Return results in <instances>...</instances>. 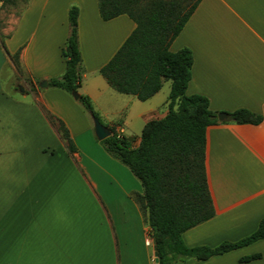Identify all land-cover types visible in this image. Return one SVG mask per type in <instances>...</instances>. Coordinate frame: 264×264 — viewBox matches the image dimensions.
I'll use <instances>...</instances> for the list:
<instances>
[{
    "label": "crops",
    "instance_id": "crops-1",
    "mask_svg": "<svg viewBox=\"0 0 264 264\" xmlns=\"http://www.w3.org/2000/svg\"><path fill=\"white\" fill-rule=\"evenodd\" d=\"M74 5L79 8L85 70L78 93L90 100L97 115L104 99L121 106L117 118L101 112L108 122L99 118L101 123L126 137L132 117L145 125L168 113L169 94L157 100L159 92L144 102L148 107L137 111L136 97H115L104 78L101 86L90 79L101 75L135 30L128 16L103 21L97 0H30L5 45L10 55L22 48L21 59L35 91L30 88L21 98L8 94L2 75L9 59L0 48V264H155L150 229L135 198L143 187L108 157L121 171L113 176L103 170L116 184L109 222L84 224L82 170L90 168L83 167L79 138L91 136L92 127L77 100L58 89L40 88L42 81L65 72L62 50ZM183 48L193 54L187 95L207 97L215 113L245 109L263 117L259 125L220 123L207 130L206 165L216 215L182 238L189 248H216L250 236L264 219V0H202L170 50ZM38 103L65 124L79 148L76 154L68 153ZM140 137H132L133 147ZM253 255L260 257L241 261ZM179 264H264V240L207 261Z\"/></svg>",
    "mask_w": 264,
    "mask_h": 264
},
{
    "label": "trees",
    "instance_id": "trees-1",
    "mask_svg": "<svg viewBox=\"0 0 264 264\" xmlns=\"http://www.w3.org/2000/svg\"><path fill=\"white\" fill-rule=\"evenodd\" d=\"M11 0H5L6 3ZM103 21L128 16L136 25L118 52L100 73L118 93L145 102L158 94L166 81L171 82L168 113L151 119L143 127L140 142L108 127L111 136L103 141L106 153L129 168L140 181L143 194L137 195L151 237L156 242L159 264H179L188 260L207 261L213 257L247 247L264 240V219L258 229L237 242H223L216 248H189L183 234L211 219L216 208L207 174V130L222 124L259 125L263 117L240 109L224 113L228 120L220 122L219 113L210 110L209 99L187 95L192 80L193 54L188 48L172 52L177 39L202 0H97ZM79 8H70L69 36L62 50L66 69L59 78L47 80L48 88L71 96L78 93L83 76L82 55L78 37ZM22 50L8 59L18 58ZM41 81L37 80L36 84ZM31 91H35L31 87ZM91 118L99 116L90 100L79 95L77 100ZM42 113L65 143L70 155L78 152L65 124L38 103ZM101 122V121H100ZM260 255L242 258L256 260Z\"/></svg>",
    "mask_w": 264,
    "mask_h": 264
},
{
    "label": "rangeland",
    "instance_id": "rangeland-1",
    "mask_svg": "<svg viewBox=\"0 0 264 264\" xmlns=\"http://www.w3.org/2000/svg\"><path fill=\"white\" fill-rule=\"evenodd\" d=\"M29 2L30 0H11L10 2L6 3L5 0H0V48L4 53L5 50L7 51L5 41L14 30L17 21L27 8ZM12 56L14 55H11V57ZM84 73L85 70L83 68V74ZM13 76L15 78H13ZM90 79L94 82V84L98 83L99 86H101L102 83H105V80L100 74L91 75ZM2 84L8 94H11L16 98H21L24 95L20 91L19 87H23L25 91H28L31 88L30 76L26 67L23 65L21 55L18 58L13 57L8 60L7 66L3 71ZM170 84V81H166L164 83L163 88L157 96V100H162L163 98H166L170 91ZM112 93L113 95H115V97H121V99H131L130 96H122L116 93L115 91H112ZM27 95L30 96V93H27ZM71 97L74 99L73 96ZM135 101L137 103V107H135L134 109L137 111L141 107H148V104H144V102H141L139 100ZM77 103L80 105L81 109L83 110V113L86 115L92 127L91 136L82 135V137L79 138L80 147L83 153L82 157L84 160L83 167L89 166L90 168L89 172H87L84 168L82 170L80 209L82 211L83 218H86L87 221L84 224L97 226L106 225L107 221L109 222L110 211H112L114 208L113 199L110 196L114 195L116 184L114 180L111 179V177H107L103 174V170L105 169L107 170V172H110L111 174L113 173V176L117 173L121 174V171L116 166H114L115 164H112L110 162L113 165L112 166L108 162L109 160H106L105 157L112 159V161H115V163H119L118 165H122L128 170L129 168L106 153L100 141L95 135L94 123L91 116L78 101ZM99 105L101 111H99L100 113L98 116L102 119L103 124L107 125L108 122L101 115V112H106L107 115H109V117L111 118L118 117L117 110L119 109V107H121L119 106V101L104 99L99 103ZM131 119L132 121H127L128 125L130 126L126 127L125 135L127 138H132L133 136L140 137L144 126L143 121L138 120L135 117H132ZM103 155L105 156L103 157ZM88 156L96 160L97 165L91 163L87 158ZM92 180L97 182V188L93 185Z\"/></svg>",
    "mask_w": 264,
    "mask_h": 264
},
{
    "label": "water",
    "instance_id": "water-1",
    "mask_svg": "<svg viewBox=\"0 0 264 264\" xmlns=\"http://www.w3.org/2000/svg\"><path fill=\"white\" fill-rule=\"evenodd\" d=\"M40 88L41 89H46L48 88V83L47 81H42V83L40 84ZM20 91L22 93L25 92L23 87H19ZM73 97L75 100L79 99V94L75 93L73 94ZM229 118L226 114L221 113L218 115V120L220 122L223 121H227ZM93 123H94V130H95V135L97 137V139L101 142L107 138H109L112 134L111 131L109 130V128H107L106 126H104L97 118H92ZM130 141H132V138L129 139ZM153 252H154V258H155V264H159V255H158V251H157V247H156V242L155 240H153Z\"/></svg>",
    "mask_w": 264,
    "mask_h": 264
},
{
    "label": "built area",
    "instance_id": "built-area-1",
    "mask_svg": "<svg viewBox=\"0 0 264 264\" xmlns=\"http://www.w3.org/2000/svg\"><path fill=\"white\" fill-rule=\"evenodd\" d=\"M117 133H118L119 137H121V134L119 132H117Z\"/></svg>",
    "mask_w": 264,
    "mask_h": 264
}]
</instances>
